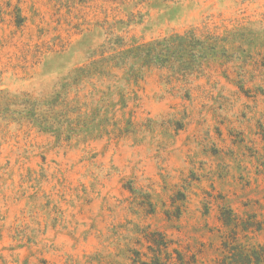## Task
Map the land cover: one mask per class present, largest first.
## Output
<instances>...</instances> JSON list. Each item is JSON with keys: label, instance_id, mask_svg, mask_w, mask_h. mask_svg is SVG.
I'll return each instance as SVG.
<instances>
[{"label": "rangeland", "instance_id": "374dc122", "mask_svg": "<svg viewBox=\"0 0 264 264\" xmlns=\"http://www.w3.org/2000/svg\"><path fill=\"white\" fill-rule=\"evenodd\" d=\"M156 260L264 264V0H0V264Z\"/></svg>", "mask_w": 264, "mask_h": 264}, {"label": "trees", "instance_id": "16d2710c", "mask_svg": "<svg viewBox=\"0 0 264 264\" xmlns=\"http://www.w3.org/2000/svg\"><path fill=\"white\" fill-rule=\"evenodd\" d=\"M163 245L166 246L167 244L165 242H163ZM154 264H160V262L156 260Z\"/></svg>", "mask_w": 264, "mask_h": 264}]
</instances>
